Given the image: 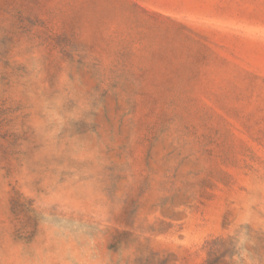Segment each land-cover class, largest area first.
<instances>
[{
    "label": "rangeland",
    "instance_id": "374dc122",
    "mask_svg": "<svg viewBox=\"0 0 264 264\" xmlns=\"http://www.w3.org/2000/svg\"><path fill=\"white\" fill-rule=\"evenodd\" d=\"M0 264H264V0H0Z\"/></svg>",
    "mask_w": 264,
    "mask_h": 264
}]
</instances>
